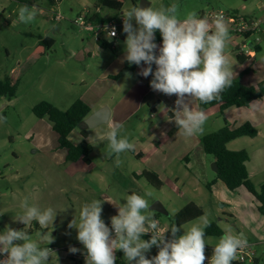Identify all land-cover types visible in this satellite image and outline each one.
Listing matches in <instances>:
<instances>
[{"label": "rangeland", "instance_id": "obj_1", "mask_svg": "<svg viewBox=\"0 0 264 264\" xmlns=\"http://www.w3.org/2000/svg\"><path fill=\"white\" fill-rule=\"evenodd\" d=\"M85 0H58V7L53 9L51 0H0V78L9 75L14 81H18L16 96L9 98L0 96V116L6 117V121H0V233L10 226L16 230H29L30 238L38 243L40 248L52 249V255L47 264H86V249L80 242H74V238L64 234H55L57 228L65 229V234L69 235V223L58 226H49L38 229L34 220L25 225L15 219L23 214L22 202L27 198L29 206L36 205L41 210L47 208V178L54 175L53 167L60 173L63 170L61 164H52L51 156L54 154L51 145L56 143V131L47 115L38 117L34 106L47 100L61 109L69 108L77 99L89 97L90 89L97 74L98 63L103 62L102 56H91L90 50L84 47H101L96 41L93 31L86 30L77 25L73 20L80 11L84 9ZM100 2V0H98ZM152 1L151 6L158 8L161 5L176 4L178 6V16L185 19L190 12H196L200 18L207 16L211 20L212 12H225L243 16H264V0H148ZM102 4V2H101ZM28 6L30 10L36 11L35 19L29 23H22L18 20V10L21 6ZM137 5L132 0H127L121 9L103 7L102 15L114 14V22L118 29L117 40L124 41L127 34L123 31L122 11ZM61 14L62 18L56 20L54 14ZM228 22L229 37L226 43L225 53L232 66L233 78L239 77L241 73L250 68V72L243 73L241 79L246 84H256L264 79V42L262 49L257 51L253 48L252 55L245 62H240L237 58L238 46L242 45L244 37L236 32L233 25ZM135 25V20H133ZM51 36L55 39V44L48 49L40 58L32 56V51L40 38ZM105 35V34H104ZM109 39V38H108ZM93 42V43H92ZM111 43V42H110ZM125 46V41L124 45ZM109 54L112 53V47ZM81 50L83 53H81ZM113 56V55H110ZM104 60L103 63L108 62ZM263 97V96H262ZM231 110H249L242 112L241 118H253L257 121L258 131L262 133L256 137L241 136L235 142L228 145L231 149H247L250 153L248 168L251 179L257 188L264 184V103L257 101L252 107L231 106ZM205 113L207 120L203 125L204 132H212L224 125L225 113L218 104L209 106ZM54 136L53 138L51 137ZM59 157V156H58ZM61 158L57 159V162ZM164 180V179H163ZM142 196L148 191L151 197H145L149 203V212L154 218L162 223V226L169 227L172 218L186 200L177 197L175 190L166 180L163 181L164 188H158L148 181ZM81 185L82 182H79ZM61 185V181L59 182ZM92 184V195L96 196L99 187L105 185L101 183ZM204 185V195H197L193 190L188 193L193 194L204 209V214L182 225L181 234L184 230L190 229L193 225L204 227L205 222L217 223L223 230L222 234H207L205 231V256L210 259L214 252L215 245L225 232L240 237L243 225L248 229H254L255 219L251 217V208L255 206L253 195L242 186L238 190L225 188L223 197L218 196V192L211 193ZM55 186H52V189ZM37 189V190H36ZM53 190L52 204L60 210L62 205H66V199L55 198ZM167 198L165 205L167 213L158 214L151 209L152 197ZM97 199V198H96ZM101 200V198L99 197ZM173 199V200H170ZM172 201V202H171ZM173 205H172V204ZM44 204V205H42ZM115 212L110 210L107 216L110 222L107 224L111 228V217ZM228 215L231 217L228 219ZM105 216V217H107ZM80 222L79 219L75 220ZM77 222V223H78ZM47 234L49 241L42 238V234ZM256 233V232H254ZM253 233V234H254ZM250 232V237L246 241L254 243L256 252L263 253L261 243H256V236ZM114 236V235H113ZM171 239V237H167ZM142 239L148 240L142 236ZM23 243V241H18ZM70 246L79 249L76 253H70ZM158 247L153 246L146 256L151 257L158 254ZM115 264H129L124 259V252L117 250ZM1 257V256H0ZM135 264V262H131ZM243 264H253L245 260ZM264 264V258L260 262Z\"/></svg>", "mask_w": 264, "mask_h": 264}, {"label": "clouds", "instance_id": "obj_2", "mask_svg": "<svg viewBox=\"0 0 264 264\" xmlns=\"http://www.w3.org/2000/svg\"><path fill=\"white\" fill-rule=\"evenodd\" d=\"M122 14L123 31L127 34L122 62L140 66L139 75L145 78L151 75L150 87L154 91L177 96L173 111L179 134L186 137L203 134L207 114L203 110H195L191 102L219 100L221 93L233 83L232 66L225 53L230 39L228 22L222 15L210 20L207 16L200 18L196 12L188 13L181 20L176 4L158 8L134 6L123 10ZM36 15V11L26 5L18 10V20L22 23L33 21ZM157 30L163 38L158 55L155 42ZM114 36L116 31L113 27L108 37ZM0 121H6V117L0 116ZM120 128L121 125L110 126L102 138L108 142L107 155L115 154L117 167L121 163V153L135 150V145L127 137H119ZM151 196L150 191L144 196L137 193L129 195L124 206L118 207V214L111 217V228L102 219L103 201L93 200L82 205L79 224L74 219L68 227L78 229L77 239L86 249V264H115L117 250L124 252V259L129 264L133 261L135 264H204V227H207V222L204 227L193 225L182 235H178L182 226L175 224L161 232L159 222L148 211L149 203L145 197ZM21 207L23 214L15 219L25 225L35 220L45 229L57 215L51 207L41 210L36 205L29 206L27 198ZM169 231L171 239L166 236ZM147 233H151V238L142 239ZM42 238L49 244L53 240L46 233L42 234ZM246 244L243 236L225 232L215 245L209 264H232L238 250ZM153 246H157L159 251L149 259L146 253ZM69 251L76 253L79 249L70 246ZM52 252V249L40 248L23 229L6 226L0 233V254L4 255L0 264H47Z\"/></svg>", "mask_w": 264, "mask_h": 264}, {"label": "crops", "instance_id": "obj_3", "mask_svg": "<svg viewBox=\"0 0 264 264\" xmlns=\"http://www.w3.org/2000/svg\"><path fill=\"white\" fill-rule=\"evenodd\" d=\"M56 1L58 0H51L53 9L58 7ZM101 2L102 0L100 2L98 0H85L84 9L79 12L77 17L82 14L87 15L86 20L90 21L94 28L88 29L85 26H80L86 30L93 31L96 41L101 46L96 47L93 44L92 48L84 47V50H90V53L89 51L88 53L91 56H102L103 62L109 59L106 63H98L97 74L94 75L92 87H89L90 98H80L91 106V113L88 117L101 113L104 120L89 127V134L86 139L89 143L91 141L90 144L93 148L88 158L81 157L76 161L67 160L68 150L60 146L59 135L54 129L57 135L55 136L56 143L51 145V149L54 152L51 156L52 164H61L63 170L59 173L53 167V178L51 176L47 178V208L51 207L57 212L53 223L49 224L53 228L54 226L70 223L74 219L80 220L82 205L93 200H100L99 197L103 201L102 219L105 222L107 221L106 224H108L110 222V218L107 216L108 211L112 210L117 215L118 207L124 206L129 195L133 193L142 195L147 183L144 181H148L143 175L144 170L157 172L162 180L164 179L170 183L176 195H178L177 197H182V199L186 200L175 214L192 201L202 207L194 199V195L189 194L188 191L193 190L195 194L202 196L205 193L204 185H206L205 187L208 191L211 193L218 192V196L223 197L225 188L228 187L217 176L215 157L208 154L204 149L202 136L209 132L203 131V134H196L191 137L178 133L179 128L174 121L173 111L177 96H169L162 92L154 91L150 87L152 76L145 78L139 75L140 66H136L134 69L119 75L126 63V61L122 62V58L125 55V46L123 45L126 37H124V41L123 39L117 40L118 29L116 36L108 37V30L104 27V24H116L113 20L115 15L111 12L107 16L102 15L101 12L104 5ZM151 4L152 1L149 6ZM53 16L56 20H60L55 17V14ZM95 16H100V19H96L97 17L93 18ZM162 43L161 41L157 43L158 54ZM107 46L112 47L113 54H109ZM81 53H83L82 50ZM143 66L146 67V65ZM127 73L131 75L128 76L126 75ZM257 101L264 103V96L253 100L250 105L244 106L252 107L254 102L256 103ZM191 103L195 110H200L199 100H193ZM231 109L234 108L228 107L224 113L233 126L241 125L246 121L252 122L256 127L259 126L253 118L239 119L242 112L250 114V108H247L249 110ZM203 111H206V109ZM237 113L239 117H237ZM115 125H121L119 137H127L129 142L135 145L134 151L129 150L120 154L121 163L119 167L115 164V154L112 156L107 155L109 151L108 142L102 139L110 126ZM261 133L260 129L258 134ZM51 137L53 138L54 136L51 135ZM70 138L75 143L80 142L83 138L81 128L74 129L70 134ZM239 138L230 141L228 145ZM58 158H61L59 162H57ZM60 181L61 185L59 184ZM99 183L101 185L104 184L105 188H103L104 186L99 187V190H96L98 192L96 196L92 195L95 193L91 189L92 184L97 187L98 185L95 184ZM53 185L55 187L52 189ZM163 185L162 189L164 188ZM54 189L56 192L54 193L55 198L59 200L68 198V200L66 199V205H62L60 210L52 204L53 197L51 195H53ZM157 198L162 200L165 205L167 204V198L154 196L150 204L151 209L158 214H168L169 212L165 205ZM254 201L256 202V208L253 206L250 210L252 219L256 221L254 229H248L243 225L244 228L239 229V234L246 239L250 237V232L252 234L256 232L253 234L257 238L254 242L262 244L263 253L260 254L258 250L255 258L256 263H252L260 264L264 258V214L259 211L256 199ZM157 208L161 210H157ZM229 218L231 217L228 215ZM155 219L158 220V218ZM77 222L76 224H79ZM34 223H36V228L43 230L37 221L34 220ZM159 228L161 232H164L169 227H163L159 221ZM31 230L30 228L24 231L30 232ZM54 233L70 236L75 239L74 242H80L77 239V228H69V235L65 234V229L63 228L55 229Z\"/></svg>", "mask_w": 264, "mask_h": 264}, {"label": "trees", "instance_id": "obj_4", "mask_svg": "<svg viewBox=\"0 0 264 264\" xmlns=\"http://www.w3.org/2000/svg\"><path fill=\"white\" fill-rule=\"evenodd\" d=\"M127 0H102L104 6L112 9H121ZM135 5L140 0H132ZM97 17V18H96ZM93 18L100 19V16ZM163 42L162 35L159 30L155 33V42ZM55 39L46 36L40 38L38 44L32 51V56L36 59L40 58L48 49L54 45ZM255 50L262 49L261 44L256 45ZM158 55V52H157ZM251 54H241L238 52L237 58L240 62H245ZM137 65L129 64L127 61L119 75L124 74L130 69H134ZM153 64V70H155ZM250 69L244 70L243 73H248ZM242 75V74H241ZM239 77L233 78L231 87L226 88L221 93V99L213 100L210 103H202L199 101L200 110H205L211 105L219 104L224 114L225 110L231 106L250 105L251 102L259 97L264 96V79L256 84H246ZM153 78V77H152ZM18 90V81H14L9 75L0 78V96L12 98L16 96ZM38 117L47 115L53 124V128L57 131L59 144L68 150V161H76L83 158H88L92 145L87 141L89 128H81L83 138L80 142L75 143L71 140L70 134L80 128V122L86 119L91 113V106L83 99H77L69 108L61 109L50 101L43 100L37 103L33 108ZM258 134V128L250 121H246L241 125L233 126L229 120L224 117V125L212 132L202 136V143L205 151L215 157L217 163V176L222 179L231 190H236L241 186H245L249 192L255 197L259 211L264 214V184L260 189L256 187L251 179L250 171L247 162L250 160V153L247 149H231L228 143L241 136L254 137ZM143 175L147 180L160 188L163 185V180L155 171L144 170ZM204 214V209L196 202H190L181 210L174 214L172 225L182 226L187 222L196 219ZM167 229V230H168ZM207 234H222V228L215 222L209 223L206 227ZM181 234L178 233V235ZM150 234H144L143 237L150 239ZM166 236L171 237L170 231ZM237 260H233L232 264H243Z\"/></svg>", "mask_w": 264, "mask_h": 264}, {"label": "built area", "instance_id": "obj_5", "mask_svg": "<svg viewBox=\"0 0 264 264\" xmlns=\"http://www.w3.org/2000/svg\"><path fill=\"white\" fill-rule=\"evenodd\" d=\"M216 15H222L224 19H227L234 27L236 32L243 35L244 40L242 45L238 46V51L241 54H250L251 50L256 46L264 42V16L263 17H256V16H243V15H236V14H228L223 11L221 12H212L210 16L213 18ZM57 19H61L62 15L57 14L55 15ZM87 15H80L77 17L74 22L76 24L82 25L87 27L88 29H93V25L90 21L86 20ZM108 32L112 30V28H115L116 35H117V26L116 24H106ZM104 24V27L106 26ZM157 220V219H156ZM159 222V220H157ZM151 234V233H150ZM112 235H115L114 230L112 232ZM256 249L254 246V243L248 242L246 244V247L239 249L237 252L236 259L240 262H245V260H249L253 263L255 262L256 258ZM4 255L2 254L0 259H3ZM211 259V258H210ZM210 259H206L204 261V264H209Z\"/></svg>", "mask_w": 264, "mask_h": 264}, {"label": "water", "instance_id": "obj_6", "mask_svg": "<svg viewBox=\"0 0 264 264\" xmlns=\"http://www.w3.org/2000/svg\"><path fill=\"white\" fill-rule=\"evenodd\" d=\"M150 5V1L148 0H140V6L142 7H147ZM104 120L101 113L100 114H95L93 116L87 117L86 119L82 120L80 122V128H89L92 124L98 123L100 121ZM217 167V163L215 164ZM218 171V170H217ZM157 210H161L157 208ZM107 223V221L105 222Z\"/></svg>", "mask_w": 264, "mask_h": 264}]
</instances>
